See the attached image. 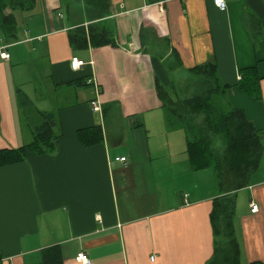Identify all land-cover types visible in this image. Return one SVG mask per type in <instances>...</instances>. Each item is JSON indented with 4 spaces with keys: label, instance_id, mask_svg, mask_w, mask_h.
<instances>
[{
    "label": "crops",
    "instance_id": "crops-1",
    "mask_svg": "<svg viewBox=\"0 0 264 264\" xmlns=\"http://www.w3.org/2000/svg\"><path fill=\"white\" fill-rule=\"evenodd\" d=\"M224 1L225 9L213 0H107L106 14L93 21L83 0H35L29 11L15 12V37L0 44L10 55L0 57V149L32 139L11 47L31 59L33 89L53 105L44 108L40 96L36 111L54 112L59 138L53 152L27 151L22 161L0 167V264H39L52 245L60 246L62 264H81L79 252L91 264L210 263L214 173L193 169L184 132L166 124L160 97L192 96L199 81L190 69L214 63L220 83L229 85L226 102L264 132V0ZM90 23L106 27L112 43L73 44L74 28ZM72 57L85 64L71 69ZM252 66L259 98L237 86L241 69ZM174 70L185 78L178 90ZM156 83L165 92L160 97ZM94 88L98 111L90 103ZM94 125L103 140L85 146L77 130ZM263 158L247 185L228 192L240 264L264 263Z\"/></svg>",
    "mask_w": 264,
    "mask_h": 264
},
{
    "label": "trees",
    "instance_id": "trees-1",
    "mask_svg": "<svg viewBox=\"0 0 264 264\" xmlns=\"http://www.w3.org/2000/svg\"><path fill=\"white\" fill-rule=\"evenodd\" d=\"M83 1L91 21L106 14L107 0ZM34 3L35 0H0V29L5 38L15 37V12L29 11ZM72 32L71 41L78 47L112 43L108 29L97 23H90L86 27L77 26ZM216 70L214 63L191 68L190 72L199 82L195 93L188 98H161L163 90L159 83H156V92L165 110L166 124L184 132L185 150L193 169L210 168L214 173L219 195L213 199L210 212L216 241L213 259L209 264H240V249L232 222L235 200L228 192L247 185L249 176L259 167L264 153V132L255 128L242 109L226 102L225 93L229 85L220 83ZM240 72L237 82L239 89L248 96L259 98L260 77L256 67H246ZM77 83L85 84L80 81ZM18 101L21 107L27 103L20 90ZM36 112L41 121L32 126L31 141L16 148L0 149V167L22 161L27 151L43 154L56 149L59 138L56 115L51 111ZM77 137L85 146L103 140L99 125L78 129ZM39 264H62L60 246L44 248ZM248 264L264 263L253 261Z\"/></svg>",
    "mask_w": 264,
    "mask_h": 264
},
{
    "label": "rangeland",
    "instance_id": "rangeland-1",
    "mask_svg": "<svg viewBox=\"0 0 264 264\" xmlns=\"http://www.w3.org/2000/svg\"><path fill=\"white\" fill-rule=\"evenodd\" d=\"M62 12L64 13V15L66 16L67 13V9L63 6L62 7ZM78 10V7L76 6V9ZM27 12V11H25ZM26 25L25 23H23L21 25V28H24ZM0 38L2 39V41L0 42V44L4 43V34L2 33L1 29H0ZM18 48L15 47H11L10 51H14V58L12 59V74H13V79H15V86L20 85V87L24 90V92L27 94V97L24 93H22V97H25V101H27V103H25L24 106H22L23 108V112H24V117L25 120L31 124V126H34L36 124H38L41 121V117L38 116L37 112H36V108L38 107L39 109H42V105L46 106L44 108H52V103L50 98L46 99L47 97L43 96L42 94H39L37 92H35V90L33 89L34 87H38L37 86V81L34 80V77L37 75V73H34L33 71V64L31 62V59L29 57H19V52L17 51ZM17 58H22V60H20V62H17ZM173 78L175 80V88L178 90L180 87H182V85H184V80L185 78L179 74L178 70H174L173 71ZM193 76V75H192ZM191 76V77H192ZM194 78V76L192 77ZM183 80V81H182ZM190 83V79L187 78L186 82ZM23 83V84H22ZM194 89H196V86H194ZM186 92L187 94H193L192 90L190 89V87L188 85H186ZM194 92V91H193ZM43 97L45 98V100H42L43 103H41L42 105H39L38 99L36 98H40ZM32 99L33 102L30 100ZM55 98L53 97V101L52 102H56L57 104L60 103V100H54ZM36 101V104H35ZM29 102V103H28ZM36 107V108H35ZM180 133H182V131L180 130ZM29 136V135H28ZM263 163H264V158H263ZM255 177V176H253ZM216 184V182H215ZM218 191V189H217Z\"/></svg>",
    "mask_w": 264,
    "mask_h": 264
},
{
    "label": "built area",
    "instance_id": "built-area-1",
    "mask_svg": "<svg viewBox=\"0 0 264 264\" xmlns=\"http://www.w3.org/2000/svg\"><path fill=\"white\" fill-rule=\"evenodd\" d=\"M213 3L215 6H217L220 9H225V7H226V3L224 0H213ZM9 56H10L9 53L6 50L0 51V57L1 58L7 60L9 58ZM84 64H85V61L82 59H79L78 57H72L70 60V67L73 70H77L78 68H80ZM94 89H95L96 98L91 100L90 103H91L93 110L98 111V110H100V103L98 101L99 90L97 88H94ZM116 159L123 161L125 159V157H117ZM256 210H257V204L252 201L250 203V211L255 212ZM75 260L81 264H91L90 259L83 252L77 253L75 256Z\"/></svg>",
    "mask_w": 264,
    "mask_h": 264
},
{
    "label": "bare ground",
    "instance_id": "bare-ground-1",
    "mask_svg": "<svg viewBox=\"0 0 264 264\" xmlns=\"http://www.w3.org/2000/svg\"><path fill=\"white\" fill-rule=\"evenodd\" d=\"M222 263V262H221Z\"/></svg>",
    "mask_w": 264,
    "mask_h": 264
}]
</instances>
